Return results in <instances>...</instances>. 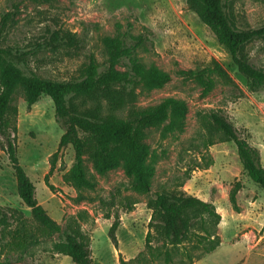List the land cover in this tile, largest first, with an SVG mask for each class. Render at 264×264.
Segmentation results:
<instances>
[{
	"label": "rangeland",
	"instance_id": "1",
	"mask_svg": "<svg viewBox=\"0 0 264 264\" xmlns=\"http://www.w3.org/2000/svg\"><path fill=\"white\" fill-rule=\"evenodd\" d=\"M225 10L240 28L264 23V0H226ZM3 16L2 45L34 49L35 53L28 56L29 67L44 78L57 80L79 77L91 55L104 68L105 37L125 34L131 44V36L140 35L143 41L136 48V56L147 66L167 72L170 79L157 87H137L130 105L142 107L172 97L183 106L184 115L172 130L164 128L167 121L147 128L146 162L154 170L149 194L131 189V179L121 165L99 172L88 156L84 169L92 185L77 190L66 184L62 175L74 162L70 144L58 152L49 176L54 187L50 189L44 175L63 129L55 120L54 105L47 94H41L28 108L22 87H16L11 101L18 109V160L35 185L38 202L62 228L78 212L88 214L78 223L88 237L93 264H120L119 257L129 259L144 249L151 214L146 200L161 190L180 191L212 202L221 215L219 246L193 264H240L247 255L246 240L255 245V258L250 257L249 264L253 259L254 263L259 261L257 253L264 247V190L243 171L234 142L218 139L208 114L218 111L243 129L248 142L259 149L264 167V84L254 88L238 71L225 47L187 0H0V20ZM53 31L72 36L74 44L44 46ZM242 53L254 66L264 69L263 40L247 43ZM214 62L230 80L217 77L205 95L195 80L180 74L182 70L213 66ZM123 65L121 61L118 68L124 69ZM209 141L212 143L205 147ZM208 157L212 162L204 168ZM236 182L240 188L234 206L229 193ZM131 201L135 203L128 209ZM0 205L15 210L0 233V264H74L69 256L54 249L55 242L63 239L61 233L41 234L39 222L17 193L16 178L1 145ZM115 219L118 225L113 244L108 229ZM18 228L19 234L27 237L28 244L22 248L13 234ZM246 232L251 239L242 237Z\"/></svg>",
	"mask_w": 264,
	"mask_h": 264
},
{
	"label": "trees",
	"instance_id": "2",
	"mask_svg": "<svg viewBox=\"0 0 264 264\" xmlns=\"http://www.w3.org/2000/svg\"><path fill=\"white\" fill-rule=\"evenodd\" d=\"M31 1L46 3L50 0ZM187 3L225 47L238 71L250 80L254 88L263 85L264 69L249 62L242 50L253 40L264 41V23L257 27H238L225 10L226 0H187ZM5 17L0 20V136L3 139L0 145L13 169L17 193L39 222L42 235L62 234L63 239L54 244L57 252L69 256L74 264H93L88 237L78 223L88 214L78 212L62 228L38 202L35 185L18 160V109L11 101L16 87H22L28 108L41 94H47L54 105L55 120L63 129L58 148L51 156L49 170L44 175V183L50 189L54 187L49 183V176L54 170L58 152L70 144L74 150V162L62 175L66 184L77 190L92 185L84 169L85 156H88L99 172L121 165L131 179V189L137 194H149L154 170L146 162L147 128L167 121L164 128L172 130L177 119L184 115L183 106L172 97L142 107L130 105L137 87H157L170 79L167 72L155 65L147 66L136 56V48L143 41L140 35L131 36L134 40L131 44L125 34L105 37L103 45L107 63L104 68L91 55L79 77L57 80L44 78L29 67L28 56L35 53L34 49L2 45ZM74 42L72 36L53 31L44 46H71ZM44 46L38 44L39 48ZM121 61L124 69L118 68ZM180 74L195 80L201 86L202 95L212 89L217 77L230 80L215 62L213 66L182 70ZM75 98L80 101L76 102ZM208 116L210 128L217 131L218 139L234 142L243 171L264 190V167L260 162L259 149L248 142L243 129L235 126L226 115L211 111ZM211 143L207 142L205 147ZM208 158L204 168L212 162ZM239 188L240 183L236 182L229 193L234 206ZM134 203L128 202L127 208L132 209ZM146 205L151 214L144 249L129 259L119 257L120 264H193L219 246L218 225L222 218L212 202L180 191L161 190L148 197ZM13 211L0 205V233L9 225ZM117 225L115 219L108 229L113 244L116 243ZM19 231L18 228L13 234L17 238L16 244L22 248L28 242L26 235L19 234ZM261 232H264V214Z\"/></svg>",
	"mask_w": 264,
	"mask_h": 264
},
{
	"label": "crops",
	"instance_id": "3",
	"mask_svg": "<svg viewBox=\"0 0 264 264\" xmlns=\"http://www.w3.org/2000/svg\"><path fill=\"white\" fill-rule=\"evenodd\" d=\"M242 237L243 238H248V239H251L252 237H251V235H249L247 232L246 233H244L243 235H242ZM261 238H262V236H260V238H259V240H261ZM255 237H254V241H255ZM246 240V239H245ZM245 245H246V249H247V251H246V254L247 255H245V258L241 261V263L240 264H249V258L251 257V258H253L254 257V248H255V245H252L250 242L249 243H247V240H246V242H245ZM259 252L260 253H257V256H259L258 257V259H259V261L258 262H260L261 264H264V247L262 248V249H260L259 250ZM255 258V257H254ZM257 260V259H256ZM254 262H256V261H254V259H253V261H252V264H258V262L257 263H254Z\"/></svg>",
	"mask_w": 264,
	"mask_h": 264
}]
</instances>
